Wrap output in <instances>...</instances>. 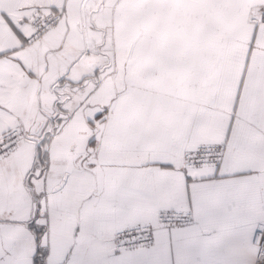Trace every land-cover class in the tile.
Here are the masks:
<instances>
[{
	"label": "snow or ice",
	"instance_id": "obj_1",
	"mask_svg": "<svg viewBox=\"0 0 264 264\" xmlns=\"http://www.w3.org/2000/svg\"><path fill=\"white\" fill-rule=\"evenodd\" d=\"M136 2L163 25L161 75L118 60L108 25L103 63L56 77L92 89L45 116L38 93L26 107L13 91L14 76L43 82L16 55L41 29L26 36V18L5 10L16 0H0V20L21 41L0 50V264H264V218L248 215L264 213V0H239L258 13L242 50L210 14L230 0ZM98 91L107 95L87 105L83 150L57 161L65 126Z\"/></svg>",
	"mask_w": 264,
	"mask_h": 264
},
{
	"label": "crops",
	"instance_id": "obj_2",
	"mask_svg": "<svg viewBox=\"0 0 264 264\" xmlns=\"http://www.w3.org/2000/svg\"><path fill=\"white\" fill-rule=\"evenodd\" d=\"M27 10H21L23 6ZM65 8L66 11L59 23L39 39L26 45L21 56L30 66L37 67L42 74L43 82L37 85L21 80L19 76L13 78V91L23 102L27 98L26 107H31L39 97L40 109L45 116L56 114L55 101L62 99L72 100L66 107L71 109L76 101L84 100L94 82L85 81L76 91V85L56 83V77L67 74L77 80L81 75L90 71L91 66L100 61L97 49L105 42V32L108 25L112 26V39L118 53V60L126 59L134 68L143 70L146 76L157 78L161 75L163 57L165 55L166 36L161 21L153 14L139 7L136 0H121L115 7L101 6L100 0H16V3L7 5V11L14 21L20 24L26 36L31 33V16L35 11H56ZM100 9L97 12V9ZM217 20L216 29L227 36L228 43L235 49H243L251 36L253 16L258 19L256 9L243 4L239 0H230L222 7L210 13ZM264 40V33L258 36ZM21 43L11 28L0 20V50L18 46ZM86 49L92 50L91 56L80 55ZM77 55L80 59L77 60ZM111 63V56L108 58ZM106 92L98 91L93 97L84 102L65 126L54 151V158L60 161L67 157L69 150L76 148L83 150V141L88 134L85 117L90 115L88 104L95 103ZM106 102V100L104 101ZM41 120L44 117H40ZM31 156H29V161ZM59 170V169H58ZM39 188V184H38ZM83 215V213H81ZM248 215L254 220L264 218L259 208L249 209ZM75 221L77 214L72 210Z\"/></svg>",
	"mask_w": 264,
	"mask_h": 264
},
{
	"label": "built area",
	"instance_id": "obj_3",
	"mask_svg": "<svg viewBox=\"0 0 264 264\" xmlns=\"http://www.w3.org/2000/svg\"><path fill=\"white\" fill-rule=\"evenodd\" d=\"M61 18V13L56 11H35L30 20L31 24V33L30 35L36 31L37 28L41 29V36H43L45 33L49 32L51 29L56 27L58 23H55V21H59ZM52 21V23H50ZM47 25V29L45 30L44 26ZM29 35V36H30ZM37 40V39H36ZM36 40H33L32 43Z\"/></svg>",
	"mask_w": 264,
	"mask_h": 264
}]
</instances>
